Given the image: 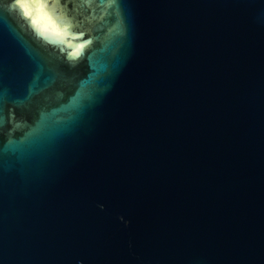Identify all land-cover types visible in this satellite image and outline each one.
<instances>
[{"label": "water", "instance_id": "1", "mask_svg": "<svg viewBox=\"0 0 264 264\" xmlns=\"http://www.w3.org/2000/svg\"><path fill=\"white\" fill-rule=\"evenodd\" d=\"M0 264H264V0H0Z\"/></svg>", "mask_w": 264, "mask_h": 264}]
</instances>
